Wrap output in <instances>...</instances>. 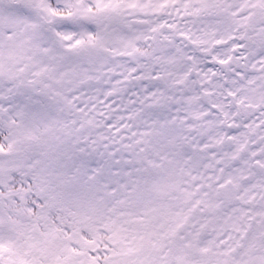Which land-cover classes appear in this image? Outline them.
I'll return each mask as SVG.
<instances>
[{"label": "snow or ice", "instance_id": "1", "mask_svg": "<svg viewBox=\"0 0 264 264\" xmlns=\"http://www.w3.org/2000/svg\"><path fill=\"white\" fill-rule=\"evenodd\" d=\"M0 264H264V0H0Z\"/></svg>", "mask_w": 264, "mask_h": 264}]
</instances>
